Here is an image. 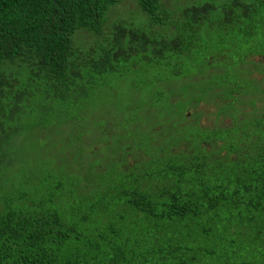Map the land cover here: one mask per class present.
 Segmentation results:
<instances>
[{
	"label": "trees",
	"instance_id": "trees-1",
	"mask_svg": "<svg viewBox=\"0 0 264 264\" xmlns=\"http://www.w3.org/2000/svg\"><path fill=\"white\" fill-rule=\"evenodd\" d=\"M175 2L0 0V264L264 263V0Z\"/></svg>",
	"mask_w": 264,
	"mask_h": 264
},
{
	"label": "rangeland",
	"instance_id": "rangeland-1",
	"mask_svg": "<svg viewBox=\"0 0 264 264\" xmlns=\"http://www.w3.org/2000/svg\"><path fill=\"white\" fill-rule=\"evenodd\" d=\"M132 1V0H131ZM175 0H165V2L168 4H171V2H174ZM211 3V4H214L215 6H219V5H221L222 4V0H178V2H177V0H176V2L174 3V5H178V6H181V7H183V6H186V4H190V3H195V4H203V3ZM128 8L127 7H124L123 9L122 8H119V9H117L116 11H114V13L111 15V17L110 18H113V19H116L118 16H121V17H123V18H126V19H131L132 17H135V15H138L139 14V12H138V7L137 8H135V4H132L130 1H128ZM125 22H127V23H129V21H125ZM247 31H248V29H247ZM250 35H249V32H247L246 34H243V35H240V36H234V37H229V38H227L226 40H225V45L223 46L224 48H227L230 44H232V43H236L237 41H239L241 44H242V50H240V51H232V52H230V53H228L227 54V56H228V58H231V57H234L235 55H236V53L237 52H240V53H242V54H244V53H246V45H245V43H246V41L248 40V37H249ZM79 41H81L82 43H83V45H84V42H88L89 41V39L88 38H82V39H80ZM86 46H88V44H86ZM208 47V52H210V53H213V52H216L218 49H216V48H212V47H209V46H206V48ZM256 58V57H255ZM184 60H185V58H184ZM186 61V60H185ZM198 63L199 62V57L197 56L195 59H193L192 61H187V63ZM216 64H217V62H216ZM252 68V67H251ZM226 71L229 73V72H231L232 71V69H231V67H227V69H226ZM250 72H251V74L252 75H255V76H257L259 73H257V69H251L250 70ZM261 73H264V72H261ZM152 74L156 77V76H158L159 78H164V79H170L169 77H167L165 74H163V73H156V72H152ZM157 74V75H156ZM167 74H169L168 72H167ZM157 78V77H156ZM155 83H156V85H158V83L156 82V80H155ZM244 100L246 99V97H244L243 98ZM135 101L137 100V98H135L134 99ZM238 102V101H237ZM215 104H216V102H214V104H210V105H208V110L210 111V114H211V116H205V117H202V113L201 112H199V110L198 109H191V110H189L188 112L190 113V116H191V120L193 121V122H196L198 125L200 124V123H202V125L200 126V127H203L204 126V128L206 127V128H211V126H212V124H213V120H214V113H215V109H214V107H215ZM242 108H243V110H244V108L245 107H247V106H241ZM247 111H245L244 113H248L249 112V110L248 109H246ZM197 116H199V118L197 117ZM238 117H241V114H239V116ZM223 118H224V122H226V123H230V119L227 117V116H223ZM220 126H224V123L223 122H221V124H219ZM222 139L224 138V137H221ZM225 139V138H224ZM218 145L219 146H221V144H219L218 143ZM210 150V149H209ZM264 264V263H263Z\"/></svg>",
	"mask_w": 264,
	"mask_h": 264
},
{
	"label": "flooded vegetation",
	"instance_id": "flooded-vegetation-1",
	"mask_svg": "<svg viewBox=\"0 0 264 264\" xmlns=\"http://www.w3.org/2000/svg\"><path fill=\"white\" fill-rule=\"evenodd\" d=\"M258 58L261 59L262 61H264V55H260V56H258ZM208 105H210V104L205 103L203 101H198L194 105L191 104L190 109H188V111L191 110V109H198L199 112L202 113V117L211 116L210 111L207 109ZM215 107H214L215 113H214V116H213L214 117V120H213L214 122H213L211 128H206V127L204 128V126L202 127L203 129H205L206 131H209V132L215 130L217 127H220L219 124H221V122L224 123V126H227V123L224 122V118H223L224 115H222V113L218 112ZM188 111L186 112L185 117H186V119L188 121H192L190 113ZM197 117L199 118V116H197ZM199 125L201 126L202 123H200ZM224 126H222V127H224Z\"/></svg>",
	"mask_w": 264,
	"mask_h": 264
}]
</instances>
